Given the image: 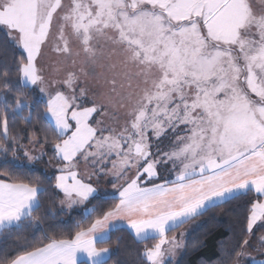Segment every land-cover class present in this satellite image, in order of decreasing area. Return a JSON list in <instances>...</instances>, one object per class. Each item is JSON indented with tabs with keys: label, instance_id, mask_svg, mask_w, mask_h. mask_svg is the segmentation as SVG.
<instances>
[{
	"label": "snow or ice",
	"instance_id": "6c2138e0",
	"mask_svg": "<svg viewBox=\"0 0 264 264\" xmlns=\"http://www.w3.org/2000/svg\"><path fill=\"white\" fill-rule=\"evenodd\" d=\"M0 34V264H115L118 231L140 264H175L169 233L241 196L227 264H264V0H0ZM18 119L51 131L54 174Z\"/></svg>",
	"mask_w": 264,
	"mask_h": 264
},
{
	"label": "trees",
	"instance_id": "16d2710c",
	"mask_svg": "<svg viewBox=\"0 0 264 264\" xmlns=\"http://www.w3.org/2000/svg\"><path fill=\"white\" fill-rule=\"evenodd\" d=\"M2 35V34H0ZM43 107L42 105L40 106ZM16 130L23 136L21 143L28 148L31 143L28 137L33 132H36L38 137H42L45 132L49 135V143L43 145L46 149L47 157L43 160L41 166L49 175V159L52 157L51 136L52 133L47 129V126L41 121L40 123L33 122L29 126L19 119L16 121ZM18 150L17 153H22ZM21 155L18 154V157ZM11 158V156H9ZM51 164H57L56 160L51 159ZM18 172H27V169L16 170ZM30 176L41 175L39 171L29 173ZM250 196H241L239 199H233L220 205L219 207L211 208L203 215L191 220L197 222L198 227L188 236L185 244V251L180 260L175 264H227L228 253H231L239 246L241 238L245 235L244 229L246 227V212L245 204ZM60 195L58 196L54 190H50L45 197V207L51 206L57 212L60 211L59 205ZM81 219V211H72L68 214H61L57 217V221H67L69 226L74 220ZM49 222H51L49 218ZM190 222L184 224L182 227L169 233V236H178ZM63 227V225H62ZM70 231V227L65 229ZM32 230L26 231L19 235L32 238ZM259 234H264V229L259 231ZM36 235H39L37 233ZM149 245L153 241L148 242ZM17 240L15 236L0 243V254L6 249H13L16 247ZM111 246L115 249V254L112 259L115 264H140L137 250H142L143 245L138 244L129 231H118L114 233Z\"/></svg>",
	"mask_w": 264,
	"mask_h": 264
},
{
	"label": "rangeland",
	"instance_id": "374dc122",
	"mask_svg": "<svg viewBox=\"0 0 264 264\" xmlns=\"http://www.w3.org/2000/svg\"><path fill=\"white\" fill-rule=\"evenodd\" d=\"M28 149H30V150H33V154H35V153H37V152H39L40 150H41V148H40V146L37 144V145H34V144H30V146L28 147ZM43 150L46 152V149L43 147ZM21 155L19 158H20V161L21 162H24V163H27V160H26V158L24 157V154H23V152L20 154V153H17V155ZM47 157V156H46ZM46 157H44L43 159H41L40 161H38V162H36L35 163V168L36 169H43V170H45L44 169V167L43 166H41L42 164H43V160H45L46 159ZM55 165L56 164H50L49 165V173L50 174H54L55 173ZM99 187H101V188H103V189H105V190H107V191H114V189H112V186H111V184L110 183H107V182H103V183H101L100 185H99ZM63 197H62V194L60 195V199H62ZM82 208H83V206H75L73 209H71V210H69V212H72V211H82ZM259 227V226H258ZM256 230H257V228H254V230H253V235L252 236H254V234L256 233ZM182 233H184V237H183V242H184V247L182 248V249H179L178 251H177V254H176V257H175V263H177L179 260H180V258H181V256L183 255V252H184V250H185V244H186V240H187V238H188V235H189V233H190V230H186V231H184V232H182ZM251 239H252V237H251ZM250 242H251V240H250ZM258 260L259 259H264V256L263 257H260V258H257ZM244 264H248V262H247V260H245V262H244Z\"/></svg>",
	"mask_w": 264,
	"mask_h": 264
},
{
	"label": "crops",
	"instance_id": "0c3cea01",
	"mask_svg": "<svg viewBox=\"0 0 264 264\" xmlns=\"http://www.w3.org/2000/svg\"><path fill=\"white\" fill-rule=\"evenodd\" d=\"M195 219V218H194ZM198 227V224H197V222H194V221H190V223H189V225L186 227V229H184L182 232H184V231H186V230H190V233H189V235L196 229ZM264 228H259L258 226H257V230H256V233L254 234V236H251L252 237V239L250 238V240H251V242H250V244H251V247H249L248 248V251L249 252H251V254L253 255V256H256L257 258H260V257H263L264 256V254H262V253H260V252H258V251H256V248L258 247V237L261 235V234H259V231H261V230H263ZM181 232V233H182ZM188 235V236H189ZM180 236V234L177 236V237H179ZM185 251V250H184ZM183 254H184V252H183ZM183 256V255H182ZM181 256V257H182ZM248 262V261H247Z\"/></svg>",
	"mask_w": 264,
	"mask_h": 264
}]
</instances>
